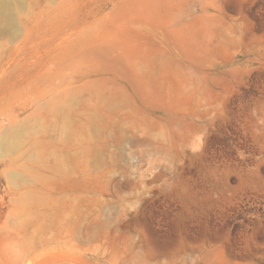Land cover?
<instances>
[{"label": "rangeland", "instance_id": "obj_1", "mask_svg": "<svg viewBox=\"0 0 264 264\" xmlns=\"http://www.w3.org/2000/svg\"><path fill=\"white\" fill-rule=\"evenodd\" d=\"M77 256L264 264V0H15L0 264Z\"/></svg>", "mask_w": 264, "mask_h": 264}, {"label": "bare ground", "instance_id": "obj_2", "mask_svg": "<svg viewBox=\"0 0 264 264\" xmlns=\"http://www.w3.org/2000/svg\"><path fill=\"white\" fill-rule=\"evenodd\" d=\"M14 5H15V0H0V31L12 30ZM76 258H78V256ZM75 264H89V263L84 262L82 258L79 257L77 263Z\"/></svg>", "mask_w": 264, "mask_h": 264}]
</instances>
